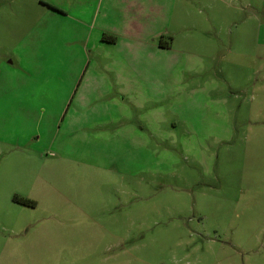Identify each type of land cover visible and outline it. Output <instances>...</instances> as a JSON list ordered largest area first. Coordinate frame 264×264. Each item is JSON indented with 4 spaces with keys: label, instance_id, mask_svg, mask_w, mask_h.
I'll list each match as a JSON object with an SVG mask.
<instances>
[{
    "label": "rangeland",
    "instance_id": "rangeland-1",
    "mask_svg": "<svg viewBox=\"0 0 264 264\" xmlns=\"http://www.w3.org/2000/svg\"><path fill=\"white\" fill-rule=\"evenodd\" d=\"M0 264H264V0H0Z\"/></svg>",
    "mask_w": 264,
    "mask_h": 264
},
{
    "label": "trees",
    "instance_id": "trees-1",
    "mask_svg": "<svg viewBox=\"0 0 264 264\" xmlns=\"http://www.w3.org/2000/svg\"><path fill=\"white\" fill-rule=\"evenodd\" d=\"M104 40H106V39H104ZM109 41H110V42H115V39L112 38V39H110ZM160 46L163 47V48H168V47H169L168 45H164V46H163L162 43L160 44ZM14 200L17 201V200H19V199H18L17 197H15ZM19 201H20V200H19ZM27 201H28V200H27ZM17 202H18V201H17ZM28 203H29V202H28Z\"/></svg>",
    "mask_w": 264,
    "mask_h": 264
}]
</instances>
